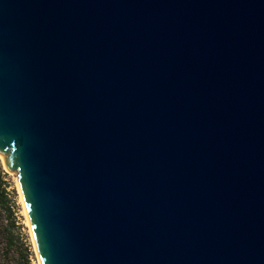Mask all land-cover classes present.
Instances as JSON below:
<instances>
[{
  "label": "water",
  "instance_id": "1",
  "mask_svg": "<svg viewBox=\"0 0 264 264\" xmlns=\"http://www.w3.org/2000/svg\"><path fill=\"white\" fill-rule=\"evenodd\" d=\"M0 158L39 264H264V0H0Z\"/></svg>",
  "mask_w": 264,
  "mask_h": 264
},
{
  "label": "rangeland",
  "instance_id": "2",
  "mask_svg": "<svg viewBox=\"0 0 264 264\" xmlns=\"http://www.w3.org/2000/svg\"><path fill=\"white\" fill-rule=\"evenodd\" d=\"M6 173L5 188L9 195L8 208L10 210L0 214V229L7 227L8 237L13 241L12 246L9 247L10 262L11 264H39L16 179L7 171ZM1 240L5 244L4 236Z\"/></svg>",
  "mask_w": 264,
  "mask_h": 264
},
{
  "label": "trees",
  "instance_id": "3",
  "mask_svg": "<svg viewBox=\"0 0 264 264\" xmlns=\"http://www.w3.org/2000/svg\"><path fill=\"white\" fill-rule=\"evenodd\" d=\"M7 173L0 160V214L7 213L10 209L8 208L9 195L5 188V177ZM9 229L4 227L0 229V264H11L9 259V247L12 246L13 241L9 239ZM4 236L5 244L2 243L1 238Z\"/></svg>",
  "mask_w": 264,
  "mask_h": 264
}]
</instances>
